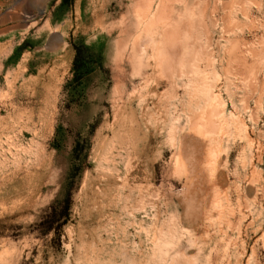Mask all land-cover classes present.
Returning <instances> with one entry per match:
<instances>
[{
  "label": "rangeland",
  "instance_id": "rangeland-1",
  "mask_svg": "<svg viewBox=\"0 0 264 264\" xmlns=\"http://www.w3.org/2000/svg\"><path fill=\"white\" fill-rule=\"evenodd\" d=\"M0 264H264V0H0Z\"/></svg>",
  "mask_w": 264,
  "mask_h": 264
},
{
  "label": "trees",
  "instance_id": "trees-1",
  "mask_svg": "<svg viewBox=\"0 0 264 264\" xmlns=\"http://www.w3.org/2000/svg\"><path fill=\"white\" fill-rule=\"evenodd\" d=\"M76 56L73 63V73L83 76L90 67V56L88 48L84 45L75 47ZM65 190V188H64ZM66 191V190H65ZM64 192V191H63ZM72 209V193L59 194L50 204L46 211V217L43 219L44 232L50 233L53 231L56 223L64 221L66 223Z\"/></svg>",
  "mask_w": 264,
  "mask_h": 264
},
{
  "label": "bare ground",
  "instance_id": "bare-ground-1",
  "mask_svg": "<svg viewBox=\"0 0 264 264\" xmlns=\"http://www.w3.org/2000/svg\"><path fill=\"white\" fill-rule=\"evenodd\" d=\"M160 7H158V12L160 13ZM158 13V14H159ZM164 12L162 11L160 14H161V17H156V15H155V17H154V20L152 21V22H150L149 23V28L150 27H152L153 29L152 30H154V28H155V26L156 25H158L159 24V22L158 21H161L162 23H161V26H162V24L164 25V27H165V31H170V25L168 24L169 23V21H168V23H167V17H166V15H165V13L163 14ZM160 18H161V20H160ZM169 18V17H168ZM170 19V18H169ZM165 20H166V22H165ZM166 24H168V25H166ZM167 29H169V30H167ZM151 30V31H152ZM162 31V30H161ZM155 32V31H154ZM158 32V31H157ZM166 32V37L164 38V49L162 50V51H160V53H159V58H160V60H161V62L164 64V65H168V64H173L176 60H178V63H179V61H181L182 63H183V58H181V56L183 57V55L182 54H179V53H184V51L187 49V44L185 43H183L181 40L179 41V39L177 40V42L175 41V38H174V36H173V32L171 33L172 35H170L169 33H167ZM162 33V32H161ZM163 34H165L164 32H163ZM169 34V35H168ZM176 35V34H175ZM163 36V35H162ZM165 36V35H164ZM177 38V37H176ZM174 42H176L175 44H173ZM178 44V46H172V45H177ZM180 45V46H179ZM176 48V53L174 54V49ZM181 55V56H180ZM177 63V64H178ZM180 64V63H179ZM179 64L177 65V66H179ZM175 65V64H174ZM181 65H183V64H181ZM165 67V66H164ZM168 67V66H167ZM215 108V107H214ZM218 113H217V111L215 110V109H212V110H210L209 111V115L207 116L208 118H207V120H205V121H201V122H198L197 123V130L198 131H200L201 132V130L202 131H204V130H208V129H210V130H212V131H214V132H217V131H220L221 129H222V126H221V124L219 123V119H218ZM200 118H201V116H200ZM206 118V117H205ZM222 123V122H221ZM225 125V124H224ZM223 125V126H224ZM195 127V128H196ZM193 130H194V128H193ZM196 130V129H195ZM224 131V130H223ZM211 132V131H210ZM226 133V132H225ZM222 134H224V133H222ZM223 137V136H222Z\"/></svg>",
  "mask_w": 264,
  "mask_h": 264
}]
</instances>
